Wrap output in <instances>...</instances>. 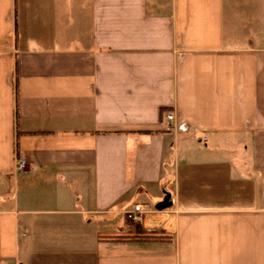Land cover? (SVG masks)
<instances>
[{
	"label": "crops",
	"instance_id": "obj_1",
	"mask_svg": "<svg viewBox=\"0 0 264 264\" xmlns=\"http://www.w3.org/2000/svg\"><path fill=\"white\" fill-rule=\"evenodd\" d=\"M0 264H264V0H0Z\"/></svg>",
	"mask_w": 264,
	"mask_h": 264
},
{
	"label": "built area",
	"instance_id": "obj_2",
	"mask_svg": "<svg viewBox=\"0 0 264 264\" xmlns=\"http://www.w3.org/2000/svg\"><path fill=\"white\" fill-rule=\"evenodd\" d=\"M168 122L172 121L174 119L173 114H168L167 115ZM27 167V162L26 160L19 156L17 157V168L24 170ZM152 208L151 204H145V205H138L136 206L135 209L127 211V217L134 222L140 221L142 214L145 211H148Z\"/></svg>",
	"mask_w": 264,
	"mask_h": 264
}]
</instances>
